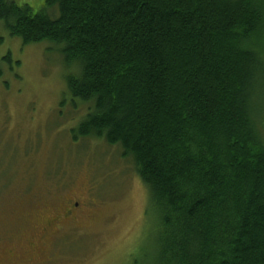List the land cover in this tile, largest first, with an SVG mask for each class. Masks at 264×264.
Here are the masks:
<instances>
[{
    "label": "trees",
    "instance_id": "1",
    "mask_svg": "<svg viewBox=\"0 0 264 264\" xmlns=\"http://www.w3.org/2000/svg\"><path fill=\"white\" fill-rule=\"evenodd\" d=\"M44 1L0 21L78 65L72 140L131 157L153 225L131 264H264V0Z\"/></svg>",
    "mask_w": 264,
    "mask_h": 264
},
{
    "label": "rangeland",
    "instance_id": "2",
    "mask_svg": "<svg viewBox=\"0 0 264 264\" xmlns=\"http://www.w3.org/2000/svg\"><path fill=\"white\" fill-rule=\"evenodd\" d=\"M13 1L58 16L57 6L44 0ZM7 53L12 62L3 63L0 75V234L16 221L18 229L9 241L0 237V254L22 250L26 239L36 240L35 225L76 200L87 216L77 228L40 239L43 264L133 263L153 232L147 189L119 146L72 140L71 129L88 111L66 89L65 77L78 75V65H65L59 47L48 41L23 45L0 21V59ZM27 220L34 221L32 229Z\"/></svg>",
    "mask_w": 264,
    "mask_h": 264
},
{
    "label": "flooded vegetation",
    "instance_id": "3",
    "mask_svg": "<svg viewBox=\"0 0 264 264\" xmlns=\"http://www.w3.org/2000/svg\"><path fill=\"white\" fill-rule=\"evenodd\" d=\"M58 209L59 211L55 210V212H52L46 216V223L41 227L37 225L33 227L35 224L34 221L27 220L25 226L30 229L33 227V234L34 237H36V240L26 239L23 249L19 251L12 247L6 248L7 250H4L3 253L0 254V262L2 263L3 261L5 264H43L45 259H47L45 257L48 255L46 256L45 254V259L42 258V251L39 245L44 242L40 241V239H42L46 234L47 236L51 235V237H53V234H55V236L58 235V233L62 230V227L65 226L77 228L79 227V223L81 224L80 219H83L87 216V210L84 207H79V202L76 200L68 201ZM17 214L18 211L13 212L11 215L16 216ZM17 222L18 221L13 224L8 233L4 232L0 234V237L7 241L13 239L11 233L13 231V233L17 231ZM51 228H54L55 230L50 232L49 230Z\"/></svg>",
    "mask_w": 264,
    "mask_h": 264
}]
</instances>
